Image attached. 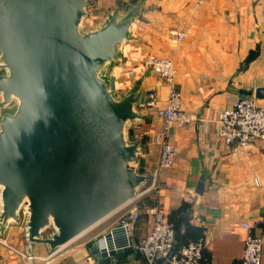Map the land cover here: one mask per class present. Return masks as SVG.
I'll return each instance as SVG.
<instances>
[{
	"label": "water",
	"instance_id": "water-1",
	"mask_svg": "<svg viewBox=\"0 0 264 264\" xmlns=\"http://www.w3.org/2000/svg\"><path fill=\"white\" fill-rule=\"evenodd\" d=\"M136 1L127 17L114 10L82 32L88 0H0V226L19 221L27 205L30 244L66 245L149 178L139 157L146 138L135 140L128 124L150 92L120 98L104 77L139 14ZM254 96L264 98V86ZM131 243L117 225L91 252L98 264H113L134 255Z\"/></svg>",
	"mask_w": 264,
	"mask_h": 264
},
{
	"label": "crops",
	"instance_id": "crops-1",
	"mask_svg": "<svg viewBox=\"0 0 264 264\" xmlns=\"http://www.w3.org/2000/svg\"><path fill=\"white\" fill-rule=\"evenodd\" d=\"M132 1L117 0L116 8L107 13L112 6L105 5L92 29L114 10L127 17L125 6ZM134 5H139V14L117 58L104 68V77L113 80L114 93L120 98L133 91L157 95L155 107L137 106L140 117L128 124L134 135L146 138L140 156L149 173L158 159V147L152 143L159 129L155 109L165 105L170 87L144 61L150 53L173 60L183 108L195 118L173 129L175 164L164 173L171 188L164 192L163 205L175 225L178 247L203 239L204 262L235 264L242 257L247 232L243 222L264 237V144L257 141L247 151L228 150L218 135L217 117L232 106L236 96H254L264 86V0H137ZM180 31L185 35L177 40ZM251 52L255 55L248 60ZM258 102L264 105V98ZM5 108L0 97V115ZM200 181L203 193L197 192ZM119 212L62 246L50 261L42 258L52 250L45 243L28 242L21 218L0 226V264H98L92 243L118 225ZM149 226L150 219L143 215L136 237L144 236ZM27 252L33 257L22 255ZM113 264L147 262L134 253Z\"/></svg>",
	"mask_w": 264,
	"mask_h": 264
},
{
	"label": "built area",
	"instance_id": "built-area-1",
	"mask_svg": "<svg viewBox=\"0 0 264 264\" xmlns=\"http://www.w3.org/2000/svg\"><path fill=\"white\" fill-rule=\"evenodd\" d=\"M97 1L88 0L84 19L90 14L94 15L90 9ZM105 1L111 3L110 5H117V0ZM184 35L185 33L180 31L176 39L180 40ZM144 65L156 73L170 87V90L165 105L155 109L159 117V129L152 143L158 147L157 164L151 172H145L149 178L139 186L135 196L118 209L122 211L118 225L122 226L126 240L131 239L133 253L143 257L147 264H208L203 261L205 240L189 241L176 248L175 226L168 220L162 201L164 192L171 188L164 178V173L175 164L176 147L172 142L173 129L188 125L195 116L183 108L182 94L176 87V74L172 59L150 53ZM147 97L148 106L155 107L157 102L155 92L150 91ZM217 126L219 137L230 151H247L249 145L257 141L264 144V105L260 104L255 96L238 95L231 107L218 113ZM134 139L139 141L141 137L134 135ZM19 213L20 218L25 222L28 216L27 205L23 204ZM143 215L150 219V226L144 236L137 238L136 223ZM260 222V220L256 221V227ZM242 225L246 227L247 232L242 257L235 264H262L264 237L249 222H243ZM0 242H3L1 238ZM59 249L61 247L51 251L42 259L52 260ZM22 255L26 258L33 257L24 253Z\"/></svg>",
	"mask_w": 264,
	"mask_h": 264
},
{
	"label": "rangeland",
	"instance_id": "rangeland-1",
	"mask_svg": "<svg viewBox=\"0 0 264 264\" xmlns=\"http://www.w3.org/2000/svg\"><path fill=\"white\" fill-rule=\"evenodd\" d=\"M111 3H108L107 1L105 0H98L96 3H94V5L92 6V8L90 9V12L92 11L94 13V15L91 16V14L89 15L88 18H85L82 22V25H81V31L82 32H87L89 31L90 29L94 28L97 24V20H99V17H100V13L101 10H103L104 6L105 5H110ZM112 7H107V10L105 11L106 13L110 11V9H112L113 7H115V5H111ZM116 8V7H115ZM114 9V8H113ZM105 13V14H106ZM109 15V14H108ZM91 16V17H90ZM94 17L92 20L91 18ZM100 22V21H99ZM173 61V60H172ZM174 64V62H173ZM248 96V95H247ZM15 104H16V101L15 100H12L11 104L9 105V108L10 110H14L15 108ZM121 214V212H119V215ZM121 217V216H120ZM142 219V218H141ZM141 219L136 223V228L137 226H139L140 224V221ZM119 220H121V218H119ZM52 232V229L51 228H47L44 232V235L47 236L48 234H50ZM78 242H81L80 240H77L75 243H78Z\"/></svg>",
	"mask_w": 264,
	"mask_h": 264
},
{
	"label": "trees",
	"instance_id": "trees-1",
	"mask_svg": "<svg viewBox=\"0 0 264 264\" xmlns=\"http://www.w3.org/2000/svg\"><path fill=\"white\" fill-rule=\"evenodd\" d=\"M255 55V52H251L250 53V57H248V60L249 59H251V58H253V56ZM169 220V219H168ZM169 221H171V220H169ZM175 226V225H174ZM183 245V244H182ZM182 245H180L179 247H181ZM177 245H176V248H179Z\"/></svg>",
	"mask_w": 264,
	"mask_h": 264
}]
</instances>
